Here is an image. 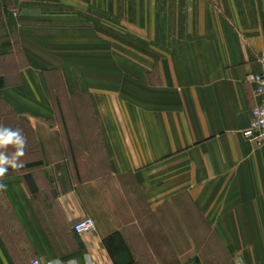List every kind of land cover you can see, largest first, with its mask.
<instances>
[{
  "label": "crops",
  "instance_id": "1",
  "mask_svg": "<svg viewBox=\"0 0 264 264\" xmlns=\"http://www.w3.org/2000/svg\"><path fill=\"white\" fill-rule=\"evenodd\" d=\"M4 26L25 62L0 72V126L26 143L0 264H264V142L242 134L264 0H9Z\"/></svg>",
  "mask_w": 264,
  "mask_h": 264
},
{
  "label": "built area",
  "instance_id": "2",
  "mask_svg": "<svg viewBox=\"0 0 264 264\" xmlns=\"http://www.w3.org/2000/svg\"><path fill=\"white\" fill-rule=\"evenodd\" d=\"M260 63L261 69L258 72H250L246 76V81L253 86L256 103L250 109V121L242 134L250 140L264 142V56ZM95 227V220L90 216L80 217L72 224L73 231L79 234L92 231ZM31 264L41 262L38 258H32Z\"/></svg>",
  "mask_w": 264,
  "mask_h": 264
},
{
  "label": "rangeland",
  "instance_id": "3",
  "mask_svg": "<svg viewBox=\"0 0 264 264\" xmlns=\"http://www.w3.org/2000/svg\"><path fill=\"white\" fill-rule=\"evenodd\" d=\"M9 0H0V72H6V71H11L17 67H19L20 65H22L25 60L23 58H21V54L19 53V49H18V44H17V39L15 37V35L13 34H8L5 26H4V17H5V12L7 9V5H8ZM14 49L15 53H13V55H15L14 57L12 56V58H7L4 57L6 52L9 49ZM68 84L70 85V87H73V75L72 74H68L66 75ZM52 79H54L52 81V83L56 86L57 85V96L61 99L62 102H71L73 100V96L72 93L69 95L66 92H64L63 90H61L60 85H59V81L57 80V76H52ZM77 101V98H76ZM80 102H89V97L88 94L85 92H81L80 95ZM83 113H87L88 114V110L86 109L85 112Z\"/></svg>",
  "mask_w": 264,
  "mask_h": 264
},
{
  "label": "clouds",
  "instance_id": "4",
  "mask_svg": "<svg viewBox=\"0 0 264 264\" xmlns=\"http://www.w3.org/2000/svg\"><path fill=\"white\" fill-rule=\"evenodd\" d=\"M26 139L22 134V131L18 128L13 129L7 126H0V175H3L8 171V167L19 168L23 166V161H20L18 157L23 155L24 144ZM8 144L16 146L15 152L11 155L6 154V150H3ZM2 186V185H0ZM85 264H95L92 255L85 254ZM47 264H65L59 257L49 259ZM67 264H79V260L76 257H72L67 261Z\"/></svg>",
  "mask_w": 264,
  "mask_h": 264
},
{
  "label": "trees",
  "instance_id": "5",
  "mask_svg": "<svg viewBox=\"0 0 264 264\" xmlns=\"http://www.w3.org/2000/svg\"><path fill=\"white\" fill-rule=\"evenodd\" d=\"M3 86V77L0 75V87H2ZM33 164H35V162L33 163ZM29 164H27V166H28Z\"/></svg>",
  "mask_w": 264,
  "mask_h": 264
}]
</instances>
